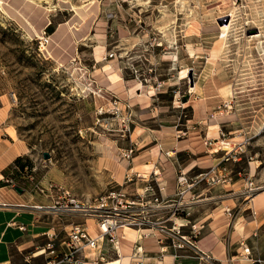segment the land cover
<instances>
[{"label":"rangeland","instance_id":"374dc122","mask_svg":"<svg viewBox=\"0 0 264 264\" xmlns=\"http://www.w3.org/2000/svg\"><path fill=\"white\" fill-rule=\"evenodd\" d=\"M22 1L32 2L47 14L65 10L54 18L59 22L68 18L74 7L92 14L87 21H77L80 30L90 31L84 41L76 40L79 53L68 64H61L50 58L48 46L47 51H39L37 38L43 30L32 31L29 20L17 10L16 0H0V95L9 107L7 123L13 136L29 145L24 164L38 181L46 176L85 202L121 185L129 193L136 187L141 190L149 173L132 175L133 182L126 179L137 149L142 147L135 140L138 133L161 129L165 122L186 129V124H192L188 121L194 110V133L208 129L215 117L222 123L220 138L214 143L204 140V146L213 144L222 156L226 146L242 148L238 161L221 164L227 166L231 182L240 172L241 191L246 190L251 161L260 165V172L252 173L254 180L262 178L264 184V0ZM232 11L235 20L224 37L219 19ZM109 52L116 56L105 59ZM113 59L119 64L121 80H131L130 89H140L125 93L123 100L99 87L96 78L100 75L93 74L96 67ZM184 70H188L187 78H181ZM200 80L202 89L191 91V85ZM193 94L194 109L190 103L182 104ZM176 110H180L178 115ZM167 113L173 116L164 117ZM229 131L237 132V138ZM119 138L129 145L118 146ZM156 147L157 153L149 152L152 161L163 153L162 146ZM130 148L134 149L131 166L124 156ZM181 190L185 194L190 188ZM28 191L33 192L31 188ZM151 220L165 229L157 233L166 236V243L190 235L191 226L180 227L176 217L167 222L166 217L157 215ZM58 229L62 236L64 228ZM128 231V237L137 239L136 232L130 236ZM40 243L45 245L47 238ZM110 250L108 261L132 256L122 251L119 257ZM179 254L180 264H222L201 257L189 246ZM29 260L45 264L44 255ZM20 264H27L25 258ZM86 264L94 263L88 260Z\"/></svg>","mask_w":264,"mask_h":264},{"label":"crops","instance_id":"0c3cea01","mask_svg":"<svg viewBox=\"0 0 264 264\" xmlns=\"http://www.w3.org/2000/svg\"><path fill=\"white\" fill-rule=\"evenodd\" d=\"M16 8L21 17L29 20L28 24L32 31L37 33L41 30L48 31L50 34L48 53L50 58L57 63L68 64L74 60L81 49L76 40L79 38L84 41L89 36L90 31L85 33L84 30H80L81 26L77 22L78 20L87 21V18H90L92 14L90 15L87 9L74 7L73 11L71 10L72 14L68 18L64 17L63 22H59L54 18L59 11L65 10H55V15L50 12L47 14L32 2L24 3L22 0H16ZM187 40H192V38ZM118 66L119 64L113 59L110 63L103 64L102 67H96L93 74L100 75L96 78L99 87L104 88L106 93L113 94L117 100H123L125 93L138 92L140 89L137 86L130 89L131 80L125 78L121 80L122 76L118 74L117 69H120ZM107 68H109L108 71ZM115 75L118 78L114 79ZM187 77L188 70L182 71L181 78ZM199 83L201 80L195 86L191 85V91L199 92L202 89ZM184 103L185 105L190 103L188 105H192L194 109V94L189 100L182 102ZM179 112L180 110H176L175 115ZM169 116H173V113H167L164 117ZM8 118L9 107L6 98L0 95V264H20L24 258L26 261V259H36L44 254V244L40 245V242L47 238V232L57 220L52 214L35 207L49 204L46 197L28 190L19 194L2 180L4 174H8L12 167L18 165L17 158L24 163L29 151V145L26 142L13 136L7 123ZM188 123L192 124H186V129L177 127L176 123L165 122L161 129L153 130L155 132L149 131L152 130L150 128L140 131L135 140L137 146L142 147L137 149L139 152L136 154L131 172L135 175L149 173L152 168L149 152L153 150L157 153L156 146H162L163 153L160 151L159 161L162 170L161 180L166 185L163 196L167 199L168 205L160 211L161 215L158 216L166 217L167 222L172 221L175 218L172 213L173 208L177 205L183 206L184 217H177L175 223L180 227L196 225L201 228V233L194 239L197 246L194 251L201 257L222 264H264V184L262 178H255V183L260 186V189L248 202L241 191L243 179L240 172L233 175V182L230 184L216 188L206 182L200 183L183 194L184 199L179 195L182 188L178 185L177 176L181 170L186 173L191 182L197 175L217 166L222 159V154L219 149L212 146L213 144L204 146V140L214 143L217 138H220L222 123L218 118L215 117L210 124L208 123V129L200 128L198 133H194L193 110ZM229 133L232 138L238 136L235 134L237 132L229 131ZM116 141L118 146L129 145L121 138ZM213 148H215L214 151ZM259 168V164L256 166L253 162L249 164L251 175L254 170L259 173ZM41 182L46 185L55 181L45 176ZM132 186L134 187V184ZM227 207L233 208L231 215L226 214ZM63 227L69 228L65 224ZM93 231L96 233L98 230L95 228ZM146 231L149 229L142 230L140 235ZM242 241L250 247V255L245 254L244 247L241 245ZM138 245L143 250V254L140 255L143 259L141 264H167L168 258L170 264H180L182 261L179 250L173 249H169L160 261V247L154 238L142 235L139 239H133L128 237L126 232L119 242L120 255L122 251L133 255ZM36 250L40 252L35 253ZM175 254L179 255L178 259H175ZM125 257L131 259L132 256Z\"/></svg>","mask_w":264,"mask_h":264},{"label":"built area","instance_id":"2783aa9c","mask_svg":"<svg viewBox=\"0 0 264 264\" xmlns=\"http://www.w3.org/2000/svg\"><path fill=\"white\" fill-rule=\"evenodd\" d=\"M37 41L39 51L41 53L47 51L46 48L50 43V34L46 30H43L42 35L38 36ZM115 56V53L109 52L105 54L104 58L111 59ZM227 147L223 150L224 155L222 156L221 163L197 175L194 181L190 182L186 173L181 170L177 176L179 187L192 188L202 182H206L211 186L230 184L232 180L229 177L228 168L226 165L221 164L238 161V154L241 153L242 148L237 150L235 147L230 149H227ZM133 153V148L124 152L125 159L130 164L129 166L132 165ZM152 160L153 158L151 157L150 163L152 168L148 174L150 178L146 180L147 183L145 182L146 184L141 190L136 187L135 192L129 193L121 185V188H114L106 194L95 197L91 202L79 199L65 185L55 182H49L46 185L42 184L33 173L29 172L27 165L23 169H20L18 166L12 167L8 174L2 176V180L12 188H23L24 192L31 188L34 193L44 196L49 200L50 203L47 205L41 204L35 206L40 211L52 214L57 220V223L51 226L49 232L46 234L47 243L43 247L45 264H86L88 260H91L94 264H101L109 260L110 249L120 257L119 242L125 236L126 229L137 232L149 229V231L141 233V236L156 240L160 247L161 261L169 249L176 251L184 249L186 246L196 249L197 246L194 239L201 233V228L192 225L190 235H181V239L171 238V243H166V236L164 234L163 236L158 235L157 231L162 233L165 232V229L163 226H159L160 222H153L151 218L159 215L160 211L166 208L168 202L163 196L166 185L162 183L163 181L160 178V161ZM250 160L253 159L251 158ZM30 171L32 172V169ZM226 172L227 174H225ZM132 175L135 174L130 172L127 175V183L134 181V176ZM148 176L145 175V177ZM153 181H156V185L152 184ZM246 187V190L242 193L249 200L260 189V186L256 185L251 172L246 174ZM184 192L185 190H181L179 195H183ZM182 207L181 205H177L173 208L172 213L176 218L177 214L184 211ZM232 209L231 207H227L225 209L226 214L231 215ZM64 224L69 228H64ZM59 227L64 228L62 236L58 229ZM95 228L98 230L96 233L93 231ZM176 230L177 228L174 226L173 231ZM171 235L176 236L174 233ZM241 245L244 247L245 254L250 255V247L244 241L241 242ZM141 254H143L142 247L136 246L135 253L132 256L138 255L139 257H132L131 264H141L143 262ZM174 257L178 259L179 255L175 254ZM26 263L32 264L29 259H26Z\"/></svg>","mask_w":264,"mask_h":264},{"label":"bare ground","instance_id":"6f19581e","mask_svg":"<svg viewBox=\"0 0 264 264\" xmlns=\"http://www.w3.org/2000/svg\"><path fill=\"white\" fill-rule=\"evenodd\" d=\"M235 3V2H234ZM236 13L234 12V11H232L230 14H228L227 16L229 17L230 16V18H231V20H230V22L228 23V26L227 27H225V28H223V35H224V37H226V31H227V29L232 25V23L234 22V20H235V15ZM226 88V87H225ZM230 93H232V92H230ZM127 231L128 230H130V229H126ZM129 233H130V236H132L133 234H134V232H136L135 233V238H137V239H139L140 237H141V235H140V232H137V231H135V230H132V231H128ZM138 246H140V245H138ZM133 257V256H132ZM132 257H131V262L129 263V264H131L132 263ZM139 256L137 255V256H134L133 258H138ZM128 257H121V258H119V259H117V260H114V261H107V262H104V263H101V264H124L125 262H126V260H128L127 259Z\"/></svg>","mask_w":264,"mask_h":264},{"label":"water","instance_id":"95a60500","mask_svg":"<svg viewBox=\"0 0 264 264\" xmlns=\"http://www.w3.org/2000/svg\"><path fill=\"white\" fill-rule=\"evenodd\" d=\"M228 22H229V17L228 16H225V17H222V18L219 19V23H220L221 28L227 27L228 26ZM44 158L48 159L49 155L47 153H45L44 154ZM14 190L16 192H18L19 194H23L24 193V189L21 188V187H15Z\"/></svg>","mask_w":264,"mask_h":264},{"label":"trees","instance_id":"16d2710c","mask_svg":"<svg viewBox=\"0 0 264 264\" xmlns=\"http://www.w3.org/2000/svg\"><path fill=\"white\" fill-rule=\"evenodd\" d=\"M16 162H17V166L20 168V169H23L24 166H26L24 163L21 162V159L20 158H17L16 159Z\"/></svg>","mask_w":264,"mask_h":264}]
</instances>
